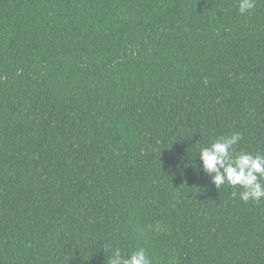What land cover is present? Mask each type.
<instances>
[{
	"label": "trees",
	"instance_id": "trees-1",
	"mask_svg": "<svg viewBox=\"0 0 264 264\" xmlns=\"http://www.w3.org/2000/svg\"><path fill=\"white\" fill-rule=\"evenodd\" d=\"M234 133L264 155V0H0V264H264V198L194 167Z\"/></svg>",
	"mask_w": 264,
	"mask_h": 264
},
{
	"label": "clouds",
	"instance_id": "clouds-1",
	"mask_svg": "<svg viewBox=\"0 0 264 264\" xmlns=\"http://www.w3.org/2000/svg\"><path fill=\"white\" fill-rule=\"evenodd\" d=\"M256 6V0H238V11L245 14ZM241 139L240 133L222 136L214 140L210 146L200 148L198 155L204 173L211 175L212 183L217 187L224 184L239 186L242 191L239 198L244 201L259 202L264 198V155H252L240 152L232 153L233 146ZM107 264H150L148 255L143 248L132 252L128 256L122 255L119 249L105 247Z\"/></svg>",
	"mask_w": 264,
	"mask_h": 264
}]
</instances>
